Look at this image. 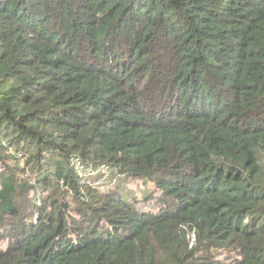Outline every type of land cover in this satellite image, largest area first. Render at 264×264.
I'll list each match as a JSON object with an SVG mask.
<instances>
[{
	"label": "trees",
	"instance_id": "trees-1",
	"mask_svg": "<svg viewBox=\"0 0 264 264\" xmlns=\"http://www.w3.org/2000/svg\"><path fill=\"white\" fill-rule=\"evenodd\" d=\"M0 264H264V0H0Z\"/></svg>",
	"mask_w": 264,
	"mask_h": 264
},
{
	"label": "rangeland",
	"instance_id": "rangeland-1",
	"mask_svg": "<svg viewBox=\"0 0 264 264\" xmlns=\"http://www.w3.org/2000/svg\"><path fill=\"white\" fill-rule=\"evenodd\" d=\"M85 180L95 185L100 191L110 194L117 192L123 197H127L131 191L133 197H141L149 190L142 182H133L123 176L116 168L111 166L89 169V173L80 171ZM131 189V190H130ZM39 191L37 195H39Z\"/></svg>",
	"mask_w": 264,
	"mask_h": 264
}]
</instances>
